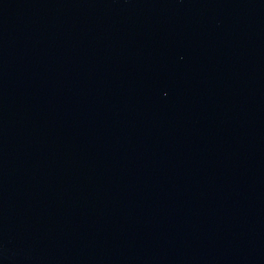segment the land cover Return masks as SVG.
<instances>
[{
  "label": "water",
  "instance_id": "water-1",
  "mask_svg": "<svg viewBox=\"0 0 264 264\" xmlns=\"http://www.w3.org/2000/svg\"><path fill=\"white\" fill-rule=\"evenodd\" d=\"M0 264H264V0H0Z\"/></svg>",
  "mask_w": 264,
  "mask_h": 264
}]
</instances>
